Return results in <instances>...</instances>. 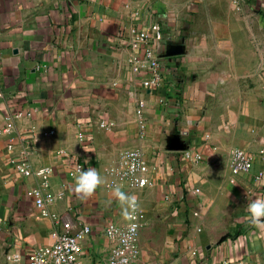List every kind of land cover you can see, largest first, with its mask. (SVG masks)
<instances>
[{
  "label": "crops",
  "instance_id": "crops-1",
  "mask_svg": "<svg viewBox=\"0 0 264 264\" xmlns=\"http://www.w3.org/2000/svg\"><path fill=\"white\" fill-rule=\"evenodd\" d=\"M154 22L177 51L167 89L141 88L126 63L129 28ZM130 148L152 183L121 190L162 238L140 239L136 264H264V224L246 211L264 197V0H0V264L54 240L27 195L37 178L14 155L51 169L50 212L90 225L84 263L102 264L103 227L128 221L110 182ZM236 148L253 156L249 171L231 173ZM77 164L104 178L91 195L75 191Z\"/></svg>",
  "mask_w": 264,
  "mask_h": 264
},
{
  "label": "built area",
  "instance_id": "built-area-1",
  "mask_svg": "<svg viewBox=\"0 0 264 264\" xmlns=\"http://www.w3.org/2000/svg\"><path fill=\"white\" fill-rule=\"evenodd\" d=\"M240 0H232L233 6L238 8ZM128 54L126 63L136 76L141 88H170V79L164 72L166 58L175 57L172 54V43L162 27L154 22L148 28H129L126 43ZM167 66V65H166ZM145 102L138 99L136 113L142 118ZM12 126V117L9 116L5 129ZM104 127V122H100ZM51 134L52 131L45 132ZM83 138V134H79ZM184 157L191 156L189 149L182 151ZM194 161H200V154L192 155ZM121 167L115 172V178L110 182L113 187L140 189L150 185L149 164L142 151L138 148L123 150L119 154ZM15 169L25 177L37 178L34 187L27 191V195L34 200L35 206L44 216L50 217L53 223L51 234L53 242L49 245H31L24 249L19 264H85L84 257H90L88 249L83 246L84 240L90 236L91 227L84 223L75 226L68 215H56L49 210L52 201L48 193L51 169L47 166L32 167L27 152L19 151L12 158ZM253 166V156L241 149H234L230 160L232 174L249 171ZM77 170L80 165H76ZM257 178L263 179L264 172H259ZM127 223L117 224L107 222L103 227L104 236L110 241L111 246L107 258L102 264H133L139 253L138 233L140 228L139 209L135 212L128 210ZM1 221V220H0ZM135 230L131 231V226ZM15 264V262L13 261Z\"/></svg>",
  "mask_w": 264,
  "mask_h": 264
},
{
  "label": "clouds",
  "instance_id": "clouds-1",
  "mask_svg": "<svg viewBox=\"0 0 264 264\" xmlns=\"http://www.w3.org/2000/svg\"><path fill=\"white\" fill-rule=\"evenodd\" d=\"M87 159L85 163H87ZM75 180V191L77 193H82L84 195H91L96 188L104 183V178L101 176L99 171L95 167H89L86 170L80 168L78 169V174L74 177ZM113 195L118 198V200L127 205L125 210V215L129 216L127 209H131L132 212L138 208L137 196L134 194H128L121 190L119 186L113 189ZM246 211L248 212L249 221L254 225L264 224V197H256L249 199L247 203ZM129 218H131L129 216ZM131 231L135 230V225L131 226ZM21 257L19 254L14 256H9V260L19 264Z\"/></svg>",
  "mask_w": 264,
  "mask_h": 264
},
{
  "label": "rangeland",
  "instance_id": "rangeland-1",
  "mask_svg": "<svg viewBox=\"0 0 264 264\" xmlns=\"http://www.w3.org/2000/svg\"><path fill=\"white\" fill-rule=\"evenodd\" d=\"M144 213L140 212V228L138 233V242L139 240L149 241V244L158 245L161 243L162 238L158 236L160 226H157V221H153L151 224L147 219H143ZM138 262V258L134 260L133 264Z\"/></svg>",
  "mask_w": 264,
  "mask_h": 264
},
{
  "label": "water",
  "instance_id": "water-1",
  "mask_svg": "<svg viewBox=\"0 0 264 264\" xmlns=\"http://www.w3.org/2000/svg\"><path fill=\"white\" fill-rule=\"evenodd\" d=\"M171 53H172V54H177V51H176V50H174L173 46H172Z\"/></svg>",
  "mask_w": 264,
  "mask_h": 264
}]
</instances>
